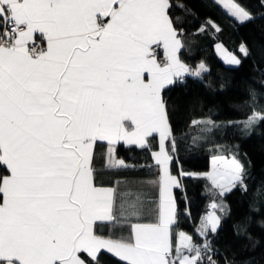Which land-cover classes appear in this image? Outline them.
I'll list each match as a JSON object with an SVG mask.
<instances>
[{"label": "snow or ice", "instance_id": "1", "mask_svg": "<svg viewBox=\"0 0 264 264\" xmlns=\"http://www.w3.org/2000/svg\"><path fill=\"white\" fill-rule=\"evenodd\" d=\"M170 7V0H0V264H87L82 254L98 264L101 250L121 264H203L207 240L200 246L173 232L172 192L181 184L169 170L162 92L206 68L190 72L179 59ZM225 7L241 22L251 18L235 3ZM260 120L254 112L244 127ZM157 135L158 201L128 192L117 209L115 190L95 182L96 145H107V169L127 168L116 146L148 148ZM243 173L235 157L218 156L205 175L222 195L243 184ZM219 222L210 213L200 235Z\"/></svg>", "mask_w": 264, "mask_h": 264}, {"label": "trees", "instance_id": "2", "mask_svg": "<svg viewBox=\"0 0 264 264\" xmlns=\"http://www.w3.org/2000/svg\"><path fill=\"white\" fill-rule=\"evenodd\" d=\"M231 1L251 18L239 22L213 0H170L169 15L182 42L180 60L193 72L201 64L206 68L200 76L189 74L162 92L175 143L170 172L181 184L173 191V232H185L197 245L206 239L217 251L216 264H264V120L244 127L254 112L264 115V0ZM217 44L240 63L226 66L215 51ZM149 142L144 149L118 144L115 157L128 167L111 170L106 168L107 145L98 143L93 162L96 184L113 188L121 180L154 179L157 167L151 151L157 148V138ZM217 156L235 157L244 166L242 185L221 195L205 177L180 175L208 172L210 159ZM212 204L220 222L205 238L198 230ZM82 258L93 264L85 254ZM97 262L121 264L106 252L98 254Z\"/></svg>", "mask_w": 264, "mask_h": 264}, {"label": "crops", "instance_id": "3", "mask_svg": "<svg viewBox=\"0 0 264 264\" xmlns=\"http://www.w3.org/2000/svg\"><path fill=\"white\" fill-rule=\"evenodd\" d=\"M215 1L218 5H220V7L223 9L222 7V3H225V4H230V2H228V0H213ZM225 11V9H223ZM226 12V11H225ZM227 13V12H226ZM229 16H231L232 18H234V16L230 15L229 13H227ZM178 32V31H177ZM178 38L180 39V35H179V32H178ZM181 40V39H180ZM182 50V47L178 53V56L180 55V52ZM159 51L161 52V54H163V51L162 49H159ZM180 59V58H179ZM182 62V61H181ZM183 63V62H182ZM177 80V79H176ZM176 82V81H175ZM175 82L169 86H167L165 89H168L170 87H172ZM164 89V90H165ZM163 90V91H164ZM157 138V148L155 150H152L151 152L153 151H158L159 150V137L158 135L155 136ZM150 143V142H149ZM124 146H127L123 143H120ZM166 144H167V147H168V150H169V153L170 155L172 156L173 155V151H172V147H173V142H172V139H171V136L169 137V139L166 141ZM129 147V146H127ZM131 147V146H130ZM136 147V146H134ZM218 157V156H217ZM173 158V157H172ZM213 158L212 157L210 159V169L208 172H205V173H185L186 175H183V177H205L206 178V175L207 173L209 172H212L213 170ZM226 158V157H225ZM226 159H229V158H226ZM230 160V159H229ZM154 162V161H153ZM172 162V161H171ZM171 162H170V165H171ZM155 164V162H154ZM170 165H169V170H170ZM155 166L157 167V175L154 179H148V180H121V181H117L116 184L114 185L113 189L115 190V198H116V207L117 209L119 208L120 206V202H121V198L124 196L125 193H128V192H132L134 194H139L141 199L146 202V203H149V204H154L155 202L158 201V198H159V191H158V180H159V168L158 166L155 164ZM220 171H223V169H220ZM178 178V177H177ZM179 179V178H178ZM211 182V181H210ZM212 183V182H211ZM213 185V184H212ZM214 186V185H213ZM215 187V186H214ZM217 188V187H216ZM177 189V188H174L173 191ZM232 189V188H231ZM228 191V190H227ZM225 191V192H227ZM173 194V192H172ZM213 205V204H212ZM211 205V210L209 211V213L206 215V218L209 216L210 213H214L216 215V213L214 212V208L212 207ZM217 216V215H216ZM218 217V216H217ZM176 233V232H175ZM101 252H106L108 253L106 250H101ZM100 252V253H101ZM110 254V253H108ZM86 255V254H85ZM112 255V254H110ZM87 256V255H86ZM113 256V255H112ZM89 258V257H88ZM90 259V258H89ZM91 260V259H90ZM89 264V263H87Z\"/></svg>", "mask_w": 264, "mask_h": 264}, {"label": "rangeland", "instance_id": "4", "mask_svg": "<svg viewBox=\"0 0 264 264\" xmlns=\"http://www.w3.org/2000/svg\"><path fill=\"white\" fill-rule=\"evenodd\" d=\"M228 2H230V4L231 3H234L233 1H231V0H228ZM222 4V7H223V9H225V11L227 12V13H229V11H228V9L225 7V3H223V2H221ZM230 14V13H229ZM234 19H236L235 17H234ZM237 21H239V22H241L240 20H238V19H236ZM220 46L219 48L217 47V46ZM215 51H216V53L219 55V57L222 59V61H223V63L226 65V66H228V67H230V66H236L237 64H234V63H230L229 62V60H230V58L232 57V56H234V55H232L231 53H229V52H227L225 49H224V47L222 46V45H220V44H217L216 46H215ZM237 59V58H236ZM220 192H221V189H219V188H217ZM225 191H227V190H224L223 191V193H226Z\"/></svg>", "mask_w": 264, "mask_h": 264}, {"label": "built area", "instance_id": "5", "mask_svg": "<svg viewBox=\"0 0 264 264\" xmlns=\"http://www.w3.org/2000/svg\"><path fill=\"white\" fill-rule=\"evenodd\" d=\"M157 52H158V56H159V58H163V54H161V52L159 51V49L157 50ZM188 67V69L190 70V72H193V68L192 67H190V66H187ZM187 75H189V74H184L182 77H180V78H178L176 81H178V82H180V81H183L185 78H186V76ZM208 242V241H207ZM205 243V239H203L202 241H201V243L200 244H198V245H200V246H203V244ZM209 243V242H208ZM209 245H210V243H209ZM203 250V249H202ZM217 253V251L216 250H214L212 247H211V245H210V251H208V252H205V259H204V261H203V264H209V262H208V260H207V256L208 255H211L212 256V259L215 261V259H214V255ZM216 264V263H215Z\"/></svg>", "mask_w": 264, "mask_h": 264}]
</instances>
